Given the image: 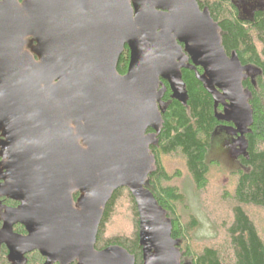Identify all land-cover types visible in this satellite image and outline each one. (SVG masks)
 I'll return each instance as SVG.
<instances>
[{
	"label": "water",
	"instance_id": "1",
	"mask_svg": "<svg viewBox=\"0 0 264 264\" xmlns=\"http://www.w3.org/2000/svg\"><path fill=\"white\" fill-rule=\"evenodd\" d=\"M197 67L244 142L251 68L226 53L198 0H0V198L19 203L5 208L0 229L11 264L35 251L44 264H136L121 246L96 249L105 207L122 188L137 205L143 264H181L171 220L146 182L164 82L186 105L182 70Z\"/></svg>",
	"mask_w": 264,
	"mask_h": 264
},
{
	"label": "trees",
	"instance_id": "2",
	"mask_svg": "<svg viewBox=\"0 0 264 264\" xmlns=\"http://www.w3.org/2000/svg\"><path fill=\"white\" fill-rule=\"evenodd\" d=\"M198 4L201 9H208L212 19L218 24L226 53L229 56L237 55L243 66L255 70L254 74L243 81L244 90L250 96L253 125L244 137L245 153L237 158L239 167L234 171L236 184L229 195L231 219L223 230L220 228L225 232L222 233L221 241L203 244L196 242L201 240L196 238L200 222L195 216L188 222L183 221L179 207L184 205L185 198L172 185V176L163 163L164 157L182 156L198 191L207 188L211 168L219 165L209 159L213 136L219 128H232L233 124L224 117V105L216 102L215 96L200 80L204 72L199 67L182 70L188 93L186 105L172 98L169 86L164 82L167 91L163 99V126L157 144L151 147L156 163L146 187L171 220L172 238L178 242L181 264H264V238L258 224L247 211L248 207L264 209V8L256 9L250 18H244L234 0H198ZM129 55L126 48L117 66L121 75L127 73ZM1 139L0 133V141ZM124 193H127L135 220L134 236H116L104 240V227L111 221ZM78 196L79 193L74 199L77 200ZM3 203L8 207L17 205L9 199H4ZM13 231L20 235L26 234L21 225H15ZM110 246L125 248L135 256L136 264H143L138 209L127 188L117 190L104 210L96 249L101 251ZM26 258L25 264H44L46 260L37 251ZM0 264H11L5 244L0 245Z\"/></svg>",
	"mask_w": 264,
	"mask_h": 264
},
{
	"label": "rangeland",
	"instance_id": "3",
	"mask_svg": "<svg viewBox=\"0 0 264 264\" xmlns=\"http://www.w3.org/2000/svg\"><path fill=\"white\" fill-rule=\"evenodd\" d=\"M19 1L22 3V0ZM234 1L244 18H250L256 9L264 8V0ZM35 46L36 43L32 39H28L24 51L34 55L33 48ZM254 72L255 70L251 68L246 72V75L251 76ZM244 153L245 144L239 140L235 131L232 128H219L213 136V145L209 156L210 160L218 162L219 165L211 168L209 184L203 191H198L195 188L182 156L172 155L163 158L165 168L172 176V185L177 187L185 198L184 205L179 207L183 221L188 222L195 216L200 222V229L196 234V238L201 239L196 241L198 244L214 240L221 241L222 233L225 234L222 230L231 219L229 195L234 191L236 184L234 171L239 167L237 158ZM247 211L258 224L264 238V209L248 207ZM1 218H3V212L0 209ZM134 221L131 203L127 193H124L117 203L111 221L104 227L102 239L109 240L116 236L133 237ZM215 228L217 229L215 230Z\"/></svg>",
	"mask_w": 264,
	"mask_h": 264
},
{
	"label": "flooded vegetation",
	"instance_id": "4",
	"mask_svg": "<svg viewBox=\"0 0 264 264\" xmlns=\"http://www.w3.org/2000/svg\"><path fill=\"white\" fill-rule=\"evenodd\" d=\"M221 128H231V127H225V126H223V127H221ZM233 131H234V129H233ZM237 136L239 137V134H237ZM0 172H1V171H0ZM1 183H2V181L0 180V184H1ZM4 199H9V198H6V197L0 198V209H1V211H2L3 213H4V211H5V208H15V207H17V206L19 205L18 202L12 200V201L16 202L17 205H16L15 207H8V206L4 205V203H3V200H4ZM9 200H11V199H9ZM2 224H3V219L1 218V219H0V229H1V227H2ZM24 235H26V234H24Z\"/></svg>",
	"mask_w": 264,
	"mask_h": 264
}]
</instances>
